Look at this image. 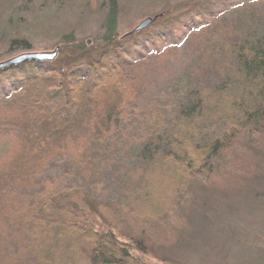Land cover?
<instances>
[{
	"label": "trees",
	"instance_id": "obj_1",
	"mask_svg": "<svg viewBox=\"0 0 264 264\" xmlns=\"http://www.w3.org/2000/svg\"><path fill=\"white\" fill-rule=\"evenodd\" d=\"M185 4L119 38L112 0L97 43L66 35L68 57L0 70V138L20 145L0 168V264H166L184 219L165 204L226 167L263 177L264 0Z\"/></svg>",
	"mask_w": 264,
	"mask_h": 264
},
{
	"label": "rangeland",
	"instance_id": "obj_2",
	"mask_svg": "<svg viewBox=\"0 0 264 264\" xmlns=\"http://www.w3.org/2000/svg\"><path fill=\"white\" fill-rule=\"evenodd\" d=\"M115 1L120 38L148 17L179 13L190 0ZM111 5L112 0H0V62L26 52L11 48V40L17 37L31 41L30 52H52L59 47L58 58L70 53V46H64L66 35L73 34L74 43L92 46L103 34ZM17 143L13 138H0V168L19 148ZM254 153L261 162L257 160L258 166L254 164L251 171L262 177L264 148ZM225 169L213 182L191 184L158 214L170 224L172 211L184 219L182 234L176 236L172 246L165 247L166 264H264V175L257 181L245 178L244 184L233 177L229 167ZM140 202L137 206L142 204L143 212L136 209L135 216L149 213ZM134 217L130 213L129 219L140 225ZM122 225L125 230L130 227L127 222ZM145 259L147 264H165L153 256Z\"/></svg>",
	"mask_w": 264,
	"mask_h": 264
},
{
	"label": "water",
	"instance_id": "obj_3",
	"mask_svg": "<svg viewBox=\"0 0 264 264\" xmlns=\"http://www.w3.org/2000/svg\"><path fill=\"white\" fill-rule=\"evenodd\" d=\"M154 21V18L148 17L141 21L128 35H132L138 31L146 29ZM89 43V41H88ZM59 52V47L54 51H43V52H25L20 55L14 56L8 60L0 62V70H6L11 66L19 65L20 63L27 60H42V61H53L56 59Z\"/></svg>",
	"mask_w": 264,
	"mask_h": 264
}]
</instances>
